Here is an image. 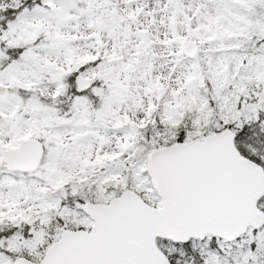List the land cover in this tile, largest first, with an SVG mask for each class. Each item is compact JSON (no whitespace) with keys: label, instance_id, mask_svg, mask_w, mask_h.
Here are the masks:
<instances>
[{"label":"snow or ice","instance_id":"1","mask_svg":"<svg viewBox=\"0 0 264 264\" xmlns=\"http://www.w3.org/2000/svg\"><path fill=\"white\" fill-rule=\"evenodd\" d=\"M0 264H264V0H0Z\"/></svg>","mask_w":264,"mask_h":264}]
</instances>
